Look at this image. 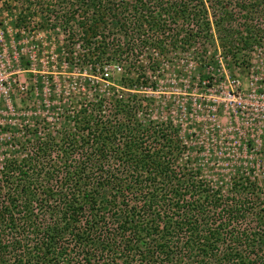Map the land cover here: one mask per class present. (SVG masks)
I'll return each mask as SVG.
<instances>
[{
  "label": "trees",
  "instance_id": "obj_1",
  "mask_svg": "<svg viewBox=\"0 0 264 264\" xmlns=\"http://www.w3.org/2000/svg\"><path fill=\"white\" fill-rule=\"evenodd\" d=\"M0 9L24 32L61 29L106 81L110 67L127 72L121 90L74 92L72 128H27L37 136L29 151L5 161L0 264H264L258 178L214 188L183 163L178 128L140 120L149 101L129 92L155 87L177 50L207 59L216 37L244 65L237 56L263 45L264 0H0Z\"/></svg>",
  "mask_w": 264,
  "mask_h": 264
},
{
  "label": "rangeland",
  "instance_id": "obj_2",
  "mask_svg": "<svg viewBox=\"0 0 264 264\" xmlns=\"http://www.w3.org/2000/svg\"><path fill=\"white\" fill-rule=\"evenodd\" d=\"M12 12L0 9V171L7 159L29 151L26 140L37 136L27 128H72L74 92L90 98L107 94L111 85L113 93L127 74L122 66L110 67L106 81L78 61L79 45L66 48L61 29L30 24L24 32ZM213 42L202 62L196 47L177 50L155 73V87L129 92L149 101L140 120L178 128L187 147L183 163L214 188L226 192L234 178L245 177L264 186V41L237 56L244 65L234 63L217 37Z\"/></svg>",
  "mask_w": 264,
  "mask_h": 264
}]
</instances>
